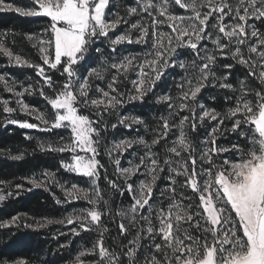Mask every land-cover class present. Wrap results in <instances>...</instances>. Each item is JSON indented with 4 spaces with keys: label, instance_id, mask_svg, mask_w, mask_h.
Returning a JSON list of instances; mask_svg holds the SVG:
<instances>
[{
    "label": "snow or ice",
    "instance_id": "6c2138e0",
    "mask_svg": "<svg viewBox=\"0 0 264 264\" xmlns=\"http://www.w3.org/2000/svg\"><path fill=\"white\" fill-rule=\"evenodd\" d=\"M0 12L45 19L38 32L0 31V56L35 74L27 84L0 74L16 105L0 99L3 123L52 134L37 148L64 154L58 169L88 184L69 187L45 169L20 177L31 188L16 183L4 194L13 185L0 180V202L44 188L57 205H88L60 219L13 215L0 230L19 228L23 216L24 228L94 233L91 247L73 249L65 264H264V0H0ZM17 36L35 58L14 50ZM237 66L243 71L233 77ZM209 88L217 90L211 105ZM34 95L44 109L25 101ZM148 101L159 105L151 122L126 112ZM121 128L131 131L117 139ZM125 195L127 204H117ZM52 239L57 252L75 244Z\"/></svg>",
    "mask_w": 264,
    "mask_h": 264
},
{
    "label": "trees",
    "instance_id": "16d2710c",
    "mask_svg": "<svg viewBox=\"0 0 264 264\" xmlns=\"http://www.w3.org/2000/svg\"><path fill=\"white\" fill-rule=\"evenodd\" d=\"M15 3L27 5L29 0H15ZM44 22V18H26L13 12H0V31L11 29L17 33L38 32ZM8 40L11 45L12 37L9 36ZM16 41L17 43L14 45V50L22 52L25 55L32 53L30 46H28L26 42H23L20 36L16 37ZM127 48L129 52L139 51V46L137 45H129ZM32 55L33 58H35L34 53H32ZM222 63H231V61L226 60L222 61ZM5 70L9 77L23 81L25 84L28 83L25 79L26 76H35L31 69L9 65L7 58L0 56V74H3ZM242 71L243 70L237 66L233 72V77ZM176 72H181V70H177ZM128 87H131V85H128ZM162 87L164 86L161 85V88ZM157 91L159 92L160 89L158 88ZM216 91V89L209 88L203 94L205 101L210 105L213 102L208 100V96L215 94ZM11 98L12 100H10ZM0 99H9L11 101V106L16 107L12 94L3 92L2 85H0ZM24 99L34 107L40 109H44L45 107V102L38 95L25 96ZM157 108H159V105H154L153 101H148L142 106L139 102H135L134 105L126 106V112L143 114L145 118L151 122V117L154 114H158L156 112ZM4 115L5 114L0 111V152L3 153L0 154V180L11 181L13 185L11 189L4 188V194H6L8 190H12L13 192L18 191L14 188L16 183H22L25 189L31 188L32 186L21 180L20 177L38 175L45 169L55 172L56 178L61 183L67 181L69 185L71 183H77L80 187H88V184L85 183L87 178L66 173L63 169H58L59 159L64 154H49L41 152L37 148L38 142L49 140L52 138V134L39 131L38 129H21L17 125H5L3 123ZM13 116L21 120L27 119L29 122L39 123L32 117L25 116L23 113H14ZM130 131L129 129L121 128L115 135L117 139H119ZM25 136H30L32 139H25ZM21 152L25 153L22 160H12L9 157V153H11V155H17ZM123 159H125V156L122 158V164L124 165ZM104 162L107 163L106 158ZM109 172L111 173V168ZM100 185L102 188H105V198H107L108 193L106 185L103 181L100 182ZM3 187V185H0V188ZM161 187H163V184H161ZM51 192H55L58 196H63V193L57 188H51ZM157 196H159V192H157ZM115 199L117 204L123 200L126 205L129 197L127 195L124 197L117 196ZM81 207H88L87 202L81 200L73 201L71 205H57L50 192L45 191L44 188H33L30 192L21 191L19 196L13 195L12 197H7L5 201L0 202V220L10 219L11 216L17 214H27L28 217H35L36 219L42 217L60 219L68 213H71L73 208L79 209ZM27 222L34 223L31 219H28ZM104 222L105 226L113 229L111 235L115 236V226L110 223L109 218L105 217ZM23 223L24 217L22 216L19 228L13 227L7 230H0V252L4 253V256L0 258H27L32 260L33 264H37V262L43 260L50 262L54 261L55 264H65L66 261L70 258H74L76 255V251L73 249L78 251L83 247H91V242L95 239L94 233H81L80 237L58 235L61 231L67 233L68 229L71 227L70 225L62 226L52 224L46 228L33 230L31 228H24ZM53 235L57 236L60 243L74 240L75 244L57 252L58 244L52 239ZM110 242L109 240V243ZM69 252L72 253L71 257L69 256Z\"/></svg>",
    "mask_w": 264,
    "mask_h": 264
},
{
    "label": "rangeland",
    "instance_id": "374dc122",
    "mask_svg": "<svg viewBox=\"0 0 264 264\" xmlns=\"http://www.w3.org/2000/svg\"><path fill=\"white\" fill-rule=\"evenodd\" d=\"M181 11H183V10H181ZM181 58H183V57H181ZM177 70H180V69H176V71H177ZM174 93H175V89H174ZM174 93H173V94H174ZM10 100H12V98H11ZM129 159H131V157H129L127 154H125V159H123V161H124V162H123V163H124V166H127V164H128V160H129ZM67 186L70 187L69 184H67Z\"/></svg>",
    "mask_w": 264,
    "mask_h": 264
}]
</instances>
